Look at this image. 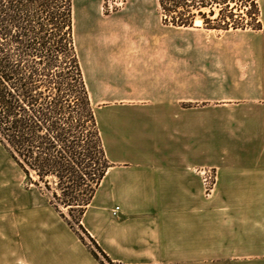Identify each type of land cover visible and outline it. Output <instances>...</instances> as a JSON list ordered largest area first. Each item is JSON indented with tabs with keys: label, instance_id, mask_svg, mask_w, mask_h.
<instances>
[{
	"label": "crops",
	"instance_id": "obj_1",
	"mask_svg": "<svg viewBox=\"0 0 264 264\" xmlns=\"http://www.w3.org/2000/svg\"><path fill=\"white\" fill-rule=\"evenodd\" d=\"M258 5L262 28L232 56L246 66L243 77L220 78L224 87L237 84L234 104H214L211 72L199 89L179 43L148 38L158 20L150 27L141 18L156 9L127 8L134 39L110 40L106 21L90 32L81 65L111 166L81 224L112 261L264 264V0ZM99 12L93 6L85 14ZM198 167L216 168L212 195L204 194ZM62 228L0 217V264H99Z\"/></svg>",
	"mask_w": 264,
	"mask_h": 264
},
{
	"label": "trees",
	"instance_id": "obj_2",
	"mask_svg": "<svg viewBox=\"0 0 264 264\" xmlns=\"http://www.w3.org/2000/svg\"><path fill=\"white\" fill-rule=\"evenodd\" d=\"M158 2L166 25L191 27L199 18L209 29L262 28L256 0ZM0 145L28 184L50 194L63 221L85 234L100 264H121L81 224L111 164L76 50L73 0H0Z\"/></svg>",
	"mask_w": 264,
	"mask_h": 264
},
{
	"label": "rangeland",
	"instance_id": "obj_3",
	"mask_svg": "<svg viewBox=\"0 0 264 264\" xmlns=\"http://www.w3.org/2000/svg\"><path fill=\"white\" fill-rule=\"evenodd\" d=\"M134 1L135 0H111L113 11L108 13L102 10V7L106 8V0H73L74 39L79 61L80 57L82 60L80 61V65L82 62L83 66L86 67L83 52L87 40L89 39L90 32L95 30L100 33V26L97 28L96 25L106 21L110 24V32L108 35L110 40L128 41L136 38V36L132 26L135 17L128 14L127 8L136 6L147 7L151 10L156 9V16L151 12L150 15L141 18L150 27L153 26L154 19L158 20V31L152 33L148 38L179 43L177 46L180 45V48L176 47V51L179 49L181 50L183 66H191L190 69L192 71H198L199 89L202 87L200 81H204L205 79V73L211 72V75L214 78V104L221 103V101L218 100L222 98L229 99L226 103H239V100H237L238 96L232 94L237 92V84L224 87L221 85L220 78L222 75L228 74L229 78H231L230 83L232 84L237 83V78L243 77L242 73L246 71V66H239L236 63H233L232 56L237 54L236 48L239 42L251 38L254 35L253 31L258 30L230 29L223 31L209 29L202 24V21L199 18H197L200 20L199 23L196 25L194 23L191 27L166 25L162 22L160 6L156 3V0H137L136 5H133L132 3ZM256 2L258 4V0H256ZM241 4V13L245 15L246 11L250 9V6L244 1ZM93 6H96L100 12L97 15H86L85 11ZM202 10L208 11V8H202ZM227 45H229L230 53H225L224 48ZM228 55L230 56L229 59L227 58ZM226 89H228L231 94L229 96L220 95V93ZM200 170L210 171V173L214 175L213 191L210 194L212 195L217 181L216 168L198 167L195 169L202 184ZM33 178L36 179L35 176H33ZM204 194L207 195L205 190ZM49 195L50 194L46 192L44 188L36 187L33 184H28L26 182V177L22 170L0 145V217H37L39 219L53 221L54 224L61 223L63 228L60 230L62 232H69L70 238L75 239L77 246L84 249L87 256L94 258L91 253V250L96 251L93 244L76 225H73L72 229L63 221L58 213L48 204ZM61 210L66 212V209L62 207ZM44 226L45 225L39 224V227ZM57 230L59 229H54V232H57ZM96 253L101 258V255L97 251Z\"/></svg>",
	"mask_w": 264,
	"mask_h": 264
},
{
	"label": "built area",
	"instance_id": "obj_4",
	"mask_svg": "<svg viewBox=\"0 0 264 264\" xmlns=\"http://www.w3.org/2000/svg\"><path fill=\"white\" fill-rule=\"evenodd\" d=\"M102 10L111 13L113 11V4L111 2V0H106V8L102 7ZM200 176H201V180H202V185L204 187L205 192L207 193V195H210L211 192L213 191V177L214 175L212 173H210V171H206V170H200ZM119 210V207H115V209L113 210V215L116 216L117 215V211Z\"/></svg>",
	"mask_w": 264,
	"mask_h": 264
},
{
	"label": "bare ground",
	"instance_id": "obj_5",
	"mask_svg": "<svg viewBox=\"0 0 264 264\" xmlns=\"http://www.w3.org/2000/svg\"><path fill=\"white\" fill-rule=\"evenodd\" d=\"M199 21H200V20H198V19H197V20H195V25H196V24H198V23H199Z\"/></svg>",
	"mask_w": 264,
	"mask_h": 264
}]
</instances>
